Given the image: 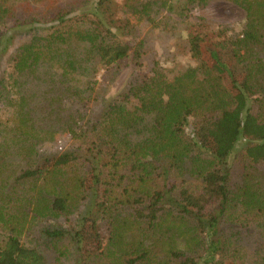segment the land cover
<instances>
[{"label": "trees", "instance_id": "16d2710c", "mask_svg": "<svg viewBox=\"0 0 264 264\" xmlns=\"http://www.w3.org/2000/svg\"><path fill=\"white\" fill-rule=\"evenodd\" d=\"M228 1L245 11L238 36L193 35L197 66L154 67L98 115L95 74L135 57L113 0L0 5V264H47L21 240L39 225L77 245L75 264H227L242 240L244 264H264V0Z\"/></svg>", "mask_w": 264, "mask_h": 264}, {"label": "rangeland", "instance_id": "374dc122", "mask_svg": "<svg viewBox=\"0 0 264 264\" xmlns=\"http://www.w3.org/2000/svg\"><path fill=\"white\" fill-rule=\"evenodd\" d=\"M27 1L33 5L41 3V0H0V5L4 8L16 7ZM113 5L116 15L127 20L126 26L122 28V35H125L135 57L123 61L117 70L106 71L107 73L102 69L97 71V83L90 94L91 111L94 115H98L104 100L109 101L129 84L150 76L154 67L171 77L187 66H197L199 61L189 50V39L193 35L202 36L205 40L221 41L228 36H238L246 21L245 11L228 0H207L200 3L186 0H113ZM7 11L10 13V10ZM15 11H19V8ZM12 17L14 16H10V19ZM46 29L47 25H44L41 31ZM193 120L190 118L191 123ZM192 129L193 125H190L188 131ZM72 143L70 134L63 133L52 140L49 152L56 155L71 147ZM233 158L232 182H235L239 179L242 161L239 154L235 153ZM75 219H78L77 215H70L69 218L60 217L55 222L59 227L72 229ZM98 223L105 240L108 228L104 222ZM237 226L240 228V224ZM33 230L34 232L22 235L21 240L25 244L35 243L45 255L47 264H75L80 251L76 244L73 246L69 243L68 237L57 243V248L64 249L59 254L57 248L41 235L40 225ZM234 246L238 256L235 260L226 255L227 264L253 262V249L247 242L242 240Z\"/></svg>", "mask_w": 264, "mask_h": 264}]
</instances>
